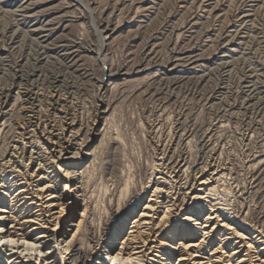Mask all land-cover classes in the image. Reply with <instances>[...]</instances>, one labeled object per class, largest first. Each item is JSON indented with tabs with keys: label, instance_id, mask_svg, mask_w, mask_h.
Masks as SVG:
<instances>
[{
	"label": "rangeland",
	"instance_id": "374dc122",
	"mask_svg": "<svg viewBox=\"0 0 264 264\" xmlns=\"http://www.w3.org/2000/svg\"><path fill=\"white\" fill-rule=\"evenodd\" d=\"M80 1L0 0V163L31 115L90 141L77 264H117L99 242L158 175L179 207L203 176L205 209L264 257V0Z\"/></svg>",
	"mask_w": 264,
	"mask_h": 264
},
{
	"label": "bare ground",
	"instance_id": "6f19581e",
	"mask_svg": "<svg viewBox=\"0 0 264 264\" xmlns=\"http://www.w3.org/2000/svg\"><path fill=\"white\" fill-rule=\"evenodd\" d=\"M74 1L82 5L80 0ZM93 26L96 28L94 21ZM35 116L20 125L11 150L0 163L3 172L19 171L22 176L20 183L11 185L5 182L8 174L0 176V243L10 246L12 252L5 255L0 251V259L6 264H46L47 260L77 264L83 258L74 237L87 210L79 176L90 156V141L79 143L73 121L62 127L52 124L44 132ZM162 172L158 173L164 175ZM158 176L131 216L121 219L99 242L102 258L117 264L144 259L151 264H264L259 245L247 233L218 218L213 207L205 209L203 203L208 199L203 191L209 182L203 176H198V187L187 189L180 207L168 193L161 196L166 190L164 179ZM194 203L200 206L195 211L191 210Z\"/></svg>",
	"mask_w": 264,
	"mask_h": 264
},
{
	"label": "snow or ice",
	"instance_id": "6c2138e0",
	"mask_svg": "<svg viewBox=\"0 0 264 264\" xmlns=\"http://www.w3.org/2000/svg\"><path fill=\"white\" fill-rule=\"evenodd\" d=\"M12 243H15V241H12Z\"/></svg>",
	"mask_w": 264,
	"mask_h": 264
}]
</instances>
